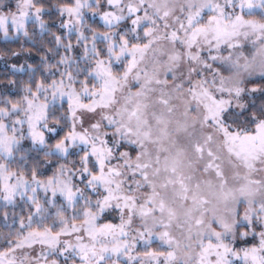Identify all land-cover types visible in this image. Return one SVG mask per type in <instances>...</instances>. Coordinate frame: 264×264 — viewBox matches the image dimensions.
I'll list each match as a JSON object with an SVG mask.
<instances>
[{
  "label": "snow or ice",
  "instance_id": "1",
  "mask_svg": "<svg viewBox=\"0 0 264 264\" xmlns=\"http://www.w3.org/2000/svg\"><path fill=\"white\" fill-rule=\"evenodd\" d=\"M0 264H264V0H0Z\"/></svg>",
  "mask_w": 264,
  "mask_h": 264
}]
</instances>
